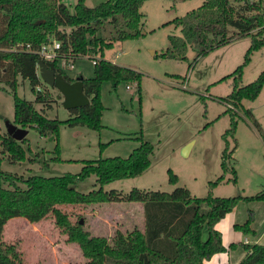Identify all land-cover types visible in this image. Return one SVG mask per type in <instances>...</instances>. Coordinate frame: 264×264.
I'll list each match as a JSON object with an SVG mask.
<instances>
[{
	"label": "rangeland",
	"instance_id": "obj_1",
	"mask_svg": "<svg viewBox=\"0 0 264 264\" xmlns=\"http://www.w3.org/2000/svg\"><path fill=\"white\" fill-rule=\"evenodd\" d=\"M61 1L73 11L77 0ZM97 1L85 0V3L91 6ZM202 2L144 0L140 7L142 34L114 41L111 47L105 49L103 57L114 64L138 71L139 92L135 81L119 80L115 86L109 80L101 81L99 90L103 110L100 129L61 124L57 137H41L36 129L29 127L25 139L21 141L23 159H13L4 153L1 169L20 178L32 174H77L85 160L127 157L133 149L147 141L153 145L148 168L135 177L104 184V191L116 190L125 196L134 188L172 192L176 187H183L196 197L208 194L219 197L253 196L264 191V142L259 134L260 131L264 132V82L254 99L242 101L243 107L251 111L250 116H245L225 100L232 90L233 78L221 80L239 65H242L241 84L254 81L264 71V45L251 52L244 64L250 36H264V21H258V15L264 13V0H257L258 11L248 12L253 21L259 22L250 31L251 35L244 34L218 45L197 59V52L192 46H188L183 59L160 56L169 46L168 34L181 33L180 27L173 22L174 17L183 15ZM73 66V69H65L71 78L94 75L93 60L87 56L77 57ZM17 82V95L34 101L35 95L29 81L18 76ZM41 82L47 87L43 92L48 93L50 105L34 103L35 108L43 107L44 115L48 118L67 119L70 113L62 105L60 92ZM232 119L236 121L234 130L226 134ZM6 120L15 124L13 98L11 89L0 83L2 133L6 132ZM56 144L58 152L55 150ZM188 144L189 150L183 155L182 149ZM224 152L225 170L221 165ZM169 170L176 175L173 180H170ZM220 176H223V181L209 184ZM94 184L95 176L90 175L75 181L73 186L77 191L87 193L98 188ZM259 202L241 199L215 224L225 245L242 241L244 237L251 243L243 245L255 244L252 233L245 234L233 226L243 224L251 212L252 223L258 225L260 215H263L258 207ZM56 208L65 216L69 226L85 232L89 238H105L110 245L118 234L126 237L134 230L144 231L142 203L125 198L91 204L66 203L56 205ZM80 220L82 224H79ZM260 226L258 241L262 244L264 218ZM65 229L67 226L59 225L53 213L37 222L13 217L3 226L1 240L17 250L23 264L90 262L79 244L69 240ZM202 230V237L205 238L207 227L204 226ZM253 232L257 233L256 230ZM243 245L241 247L245 250Z\"/></svg>",
	"mask_w": 264,
	"mask_h": 264
},
{
	"label": "trees",
	"instance_id": "obj_2",
	"mask_svg": "<svg viewBox=\"0 0 264 264\" xmlns=\"http://www.w3.org/2000/svg\"><path fill=\"white\" fill-rule=\"evenodd\" d=\"M143 1L98 0L90 6L85 0H77L73 11H70L61 0H0V83L11 89L14 123L27 130L33 127L41 137H57L61 124L100 129L103 110L99 90L101 81L109 80L114 86L119 80L135 81L139 92L138 71L119 66L103 57L105 49L111 47L114 41L142 34L140 7ZM253 10L258 11L257 0H203L196 8L174 17L173 22L180 27L181 33L168 34L169 46L160 56L183 59L188 46H192L197 52V59L218 45L244 34L251 35L250 31L255 25L264 21V13L258 15L259 22L252 21L248 12ZM52 38L59 41L58 52L66 59L74 61L77 57L87 56L95 60L94 75L82 76L83 91L90 102L86 106L69 110V117L65 120L48 118L44 115L43 107L37 109L34 105H50L48 93L43 92L47 87L39 77L38 61L42 58L38 51L42 44ZM26 44L29 46L26 47ZM263 45L264 36L251 35L244 64L249 60L250 53ZM43 61L66 80L73 81L76 78L67 75L58 59ZM241 71L242 65H239L221 80L233 78L232 90L225 100L230 101L245 116H250L251 111L243 107L242 101L254 99L258 95L264 82V71L248 84H241ZM18 76L29 81L35 95L34 101L17 95L15 89ZM235 124L236 121L232 119L226 134L233 132ZM259 134L264 142V132L260 131ZM21 141L0 130V264H23L17 250L1 240L7 220L23 217L30 222H37L50 213L55 215L59 225L67 226L65 230L69 240L76 241L90 258L87 264H204L214 255L227 250L215 224L241 199L264 201V191L253 196L232 197L211 194L196 197L183 187H176L172 192L134 188L125 196L116 190L104 191V184L135 177L148 168L153 145L147 141H143L127 157L85 160L77 174H32L20 178L2 170L1 162L4 153L13 159H23ZM55 150H59L57 144ZM224 157L225 152L221 162L223 170L226 167ZM169 173L170 180L176 178L170 170ZM90 175L95 176L98 188L87 193L77 191L73 186L75 181ZM232 180L235 182V178ZM220 181H223V176L209 184L214 185ZM124 198L142 203L144 231L134 230L126 237L118 234L112 245L105 238H89L85 232L69 226L65 216L56 208V205L66 203L91 204ZM252 215L251 212L243 224H235L233 228L255 235L250 228ZM204 226L207 227L205 238L202 237ZM243 246L246 254L237 264H264V243ZM236 247V243H231L228 249Z\"/></svg>",
	"mask_w": 264,
	"mask_h": 264
},
{
	"label": "water",
	"instance_id": "obj_3",
	"mask_svg": "<svg viewBox=\"0 0 264 264\" xmlns=\"http://www.w3.org/2000/svg\"><path fill=\"white\" fill-rule=\"evenodd\" d=\"M254 20L253 18L251 19ZM38 72L41 80L48 86L57 89L63 97L62 105L71 110L89 104L90 100L83 91V77L78 76L73 81L66 80L61 74L50 69L43 60L38 61ZM6 132L17 141H21L27 135L28 130L17 127L10 121L5 122ZM190 144L182 149V154H187ZM82 224V220L79 221Z\"/></svg>",
	"mask_w": 264,
	"mask_h": 264
},
{
	"label": "crops",
	"instance_id": "obj_4",
	"mask_svg": "<svg viewBox=\"0 0 264 264\" xmlns=\"http://www.w3.org/2000/svg\"><path fill=\"white\" fill-rule=\"evenodd\" d=\"M258 205H259L258 207L262 210L261 212L263 213V215H260L261 217H260V221H259L258 225L256 223L251 224L252 230L257 231V233L254 235V239L252 242L261 244L258 241V236H259L260 231L262 229L260 225H261L262 219L264 218V201L259 202ZM222 242H223V240H222ZM233 243L238 244V246L235 249H230V250H227L225 252L216 254L213 257H211L209 260H206L204 264H229L232 262L238 263L243 258V256L246 254V251L243 250V248L241 247V244L242 243H251V242L247 237H244V239L242 241L239 240L238 242H233ZM223 245L226 248H228V246L225 245L224 243H223Z\"/></svg>",
	"mask_w": 264,
	"mask_h": 264
},
{
	"label": "built area",
	"instance_id": "obj_5",
	"mask_svg": "<svg viewBox=\"0 0 264 264\" xmlns=\"http://www.w3.org/2000/svg\"><path fill=\"white\" fill-rule=\"evenodd\" d=\"M21 46V45H19ZM29 44H26V47H28ZM60 47L59 41H57L55 38H52L49 40L47 43H44L41 45V48L38 51V55L42 58V60H47V61H53L58 59L60 67L64 69H73V60L72 59H66L63 57L59 52L58 49ZM15 49L16 46L14 47ZM95 63V60H93V64ZM127 88L129 86L127 85ZM236 264V263H234Z\"/></svg>",
	"mask_w": 264,
	"mask_h": 264
}]
</instances>
